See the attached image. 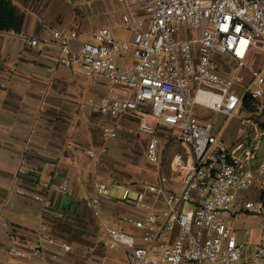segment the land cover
I'll return each instance as SVG.
<instances>
[{
	"label": "built area",
	"instance_id": "built-area-1",
	"mask_svg": "<svg viewBox=\"0 0 264 264\" xmlns=\"http://www.w3.org/2000/svg\"><path fill=\"white\" fill-rule=\"evenodd\" d=\"M116 2L123 8L121 21L132 30L131 37L116 36L106 25L84 24L67 33L53 28L43 40L57 45V64L76 66L88 76L103 74L122 88L116 92L110 87L91 103L93 112L111 118L102 129L103 136H115L126 113L148 108L156 122L140 115L135 126L136 132L152 134L145 147L147 159L158 161L157 124L171 129L191 155L179 190L144 183L152 197L163 198V209L147 207L142 215L123 214L121 219L134 232L98 222L96 242L120 249L125 264H264V237L238 239L227 218L231 203L251 213L264 210L261 200L237 199L238 191L254 185L264 173V164L252 163L259 134L250 142L228 145L210 121L200 122L194 112L198 104L228 116L243 107L244 96L262 95L264 58L258 66L250 61L257 54L264 57V0ZM86 4L90 6L89 1ZM81 32L91 34L92 40L72 49L69 39ZM38 41L29 37L27 44ZM233 85H240V90L232 91ZM251 122L250 116H240L238 133H244ZM86 152L94 155L91 148ZM19 171L25 172L24 166ZM94 186L96 194L85 203L98 216L99 194H107L109 188L101 181ZM60 189L66 190L67 183ZM144 194L131 195L124 186L120 198L143 207ZM35 197L44 200L41 194ZM184 203L190 206L183 209ZM59 246L70 249L66 242ZM34 252L41 254L42 249L36 247Z\"/></svg>",
	"mask_w": 264,
	"mask_h": 264
},
{
	"label": "crops",
	"instance_id": "crops-1",
	"mask_svg": "<svg viewBox=\"0 0 264 264\" xmlns=\"http://www.w3.org/2000/svg\"><path fill=\"white\" fill-rule=\"evenodd\" d=\"M115 1L97 0L96 4L104 9ZM76 8L65 10L61 1L55 0L49 7L25 9L17 29H0V264H103L96 260L95 251L99 250L121 256L117 250L97 249L100 244H93L97 223L134 232L135 228L121 219L123 214L142 215L147 207H165L162 197L155 199L145 191L144 183L179 190L190 161L188 145L160 124L154 131L158 161L147 159L145 147L152 134L136 132L135 126L140 115L156 122L149 117L148 108L126 113L115 136L102 135L111 118L93 112L91 103L110 87L116 92L122 88L103 74L88 76L76 66L57 64V45L43 40L53 28L67 33L86 25L84 14ZM96 18L92 27L106 25L114 34L120 27ZM125 28L129 35L121 37H131L132 30ZM29 37L39 41L27 44ZM83 40H92L91 34L81 32L70 38L71 48L78 49ZM263 58L256 55L253 60L258 66ZM242 72L248 78L247 71ZM235 87L240 90V85ZM262 91L251 109L242 107L220 124L210 121L228 145L250 142L259 134L252 161L255 167L264 164V84ZM242 115L250 116L252 122L241 134L237 129ZM197 116L205 119L206 114L201 111ZM88 148L93 149V156L87 154ZM21 165L25 172L19 171ZM97 181L105 183L109 192L99 194L100 213L95 216L85 199L96 194ZM63 183H67L64 191L60 189ZM124 186L131 195L144 192L145 206L133 207L123 201L120 193ZM237 197L261 200L264 205V173L254 185L238 191ZM227 218L238 239L264 237V210L251 213L233 207ZM60 242L69 243L70 249L62 250ZM39 246L41 254L34 252Z\"/></svg>",
	"mask_w": 264,
	"mask_h": 264
},
{
	"label": "rangeland",
	"instance_id": "rangeland-1",
	"mask_svg": "<svg viewBox=\"0 0 264 264\" xmlns=\"http://www.w3.org/2000/svg\"><path fill=\"white\" fill-rule=\"evenodd\" d=\"M61 3L65 6V10L68 8H71L72 6H76L78 8H76V10H81V12L84 14L85 19H86V25H88L89 27H92L93 24L98 20L96 18L97 17L100 19V21L105 23H110V24H115V25H120V27L115 28V35L116 36H128L129 32L125 31L124 29L125 26L122 24L121 21V13L123 8L115 1L113 6H105L104 9H99V7L96 4L97 0H60ZM89 1L90 6H88L86 4V2ZM30 9V8H29ZM127 30V29H126ZM118 34V35H117ZM224 56L223 58H226L227 55L224 54L222 55ZM256 56V55H255ZM257 56H259L257 54ZM255 58V57H254ZM250 64L253 66H257L256 62H254V60L250 61ZM232 91H236V87L235 85H233L231 87ZM201 111H204V113L206 114L205 119L199 117L198 120L200 122H205L206 120L211 121L212 123L215 124H220L222 122H226L231 115H225L221 112L218 111H214V110H209V109H203L202 106L196 104L194 107V112L200 113ZM237 113H239L238 110H236L232 115H236ZM149 117H152V114L149 115ZM174 131H176V129H174ZM172 133V132H171ZM263 194V192H262ZM263 198V197H261ZM188 206H190L189 203H184L183 204V209L187 208ZM236 207L235 203H231L230 205V210ZM94 244V243H93ZM97 249H103V247H96ZM96 252V260L100 261L103 264H124L123 262V257L122 256H113L111 255L110 251H107L109 254H107V252L105 250L103 251H95Z\"/></svg>",
	"mask_w": 264,
	"mask_h": 264
},
{
	"label": "flooded vegetation",
	"instance_id": "flooded-vegetation-1",
	"mask_svg": "<svg viewBox=\"0 0 264 264\" xmlns=\"http://www.w3.org/2000/svg\"><path fill=\"white\" fill-rule=\"evenodd\" d=\"M55 0H0V29L15 28L23 22L24 10L49 7Z\"/></svg>",
	"mask_w": 264,
	"mask_h": 264
},
{
	"label": "trees",
	"instance_id": "trees-1",
	"mask_svg": "<svg viewBox=\"0 0 264 264\" xmlns=\"http://www.w3.org/2000/svg\"><path fill=\"white\" fill-rule=\"evenodd\" d=\"M255 103H256V98H252V97H250L249 95H246V96H244V98H243L242 106H243L244 108H250V109H251V108L254 106ZM92 242H93L94 244H96V245H99V243H97L95 239L92 240ZM99 246H104V245H101V244H100ZM96 247H97V246H96ZM112 250H117V251L120 253V255L122 256V253H121L120 249H112Z\"/></svg>",
	"mask_w": 264,
	"mask_h": 264
}]
</instances>
